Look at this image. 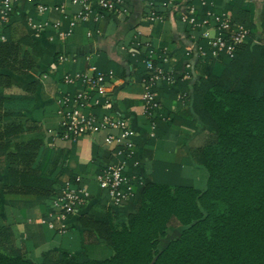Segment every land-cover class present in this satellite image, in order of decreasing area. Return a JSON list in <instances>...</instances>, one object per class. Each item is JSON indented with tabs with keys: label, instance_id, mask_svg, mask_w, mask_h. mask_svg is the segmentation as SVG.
Listing matches in <instances>:
<instances>
[{
	"label": "crops",
	"instance_id": "crops-1",
	"mask_svg": "<svg viewBox=\"0 0 264 264\" xmlns=\"http://www.w3.org/2000/svg\"><path fill=\"white\" fill-rule=\"evenodd\" d=\"M111 1H121L122 11L103 14L94 10L87 19L77 20L83 5L74 0H44L48 8L43 12L39 11L37 1L11 0L10 17L0 26V34L4 35L0 39V82L7 84H2L0 91L8 104L0 110V127L17 129L0 139L1 242L5 249H21L37 262L63 252L89 253L94 257L111 255L112 246L91 221L116 213L117 208L120 213L113 218L117 224H123L125 212L131 208L129 203H110L107 192L98 184L102 168L116 160L106 138L119 131L104 129L78 139L63 135L61 100L65 94L83 88L81 81L66 83L67 74H92L93 66L114 71V79L107 84L108 93L101 97L102 105L108 106L100 111L95 107L85 111L93 110L100 116L111 112L126 119L137 132L139 165L135 167L129 162V169L162 183L188 182L201 190L206 185V171L192 152L204 144L210 131L196 115L189 119L185 112L192 111L190 95L200 77L196 70L200 60L198 46L206 40V34L215 35L214 22L194 28L185 21L182 16L192 6L191 0ZM216 1L221 10L236 2L249 8L248 22L255 36L251 49L264 41V0ZM91 4L96 7L94 1ZM3 7L0 0V19ZM233 9L223 12L231 14ZM152 15L160 19H152ZM31 21L43 25L38 35ZM148 44L166 59L162 63L164 69L175 71L174 81L159 80L154 86L160 103L155 112L158 117L151 118L154 128L143 99ZM187 62L192 66L190 72ZM29 142L42 143L39 166H33L30 173L38 178L37 182L32 191L5 192L6 185L14 182L7 153ZM18 168L21 175L23 169ZM78 177V184L90 193L89 200L63 227L56 218L59 207L55 199L64 183ZM15 179L21 180V176ZM50 219L54 220V227L48 223Z\"/></svg>",
	"mask_w": 264,
	"mask_h": 264
},
{
	"label": "trees",
	"instance_id": "trees-1",
	"mask_svg": "<svg viewBox=\"0 0 264 264\" xmlns=\"http://www.w3.org/2000/svg\"><path fill=\"white\" fill-rule=\"evenodd\" d=\"M189 4L199 9L200 18L210 9L221 13L234 8L233 21L250 29L233 57L214 56L207 40L201 41L207 53L196 65L200 77L190 95L192 111L185 115L189 119L196 115L210 131L192 152L206 171L205 188L148 180L130 168L139 176L138 188L123 224L113 218L120 213L117 208L116 213L91 221L112 246L111 255L63 252L37 262L21 249L3 247L0 217V264H264V41L251 49L255 36L248 22L250 9L241 2L222 10L216 0ZM163 58L156 62L164 63ZM5 98L0 91V110L8 105ZM8 128L15 131L0 127V139L17 132L15 126ZM41 146L29 142L7 151L14 182L5 192L33 190L38 178L30 173ZM18 175L21 180L15 179Z\"/></svg>",
	"mask_w": 264,
	"mask_h": 264
},
{
	"label": "built area",
	"instance_id": "built-area-1",
	"mask_svg": "<svg viewBox=\"0 0 264 264\" xmlns=\"http://www.w3.org/2000/svg\"><path fill=\"white\" fill-rule=\"evenodd\" d=\"M39 3L38 9L43 12L48 7L43 4L44 0H29ZM83 5V10L77 15V20H84L90 17L94 10L97 13H119L122 11L121 1L111 0H74ZM92 1L96 7L93 8ZM11 0H2L3 16L0 19V26L5 23L12 12ZM205 4V2H203ZM195 6H189L182 18L190 23L192 27L207 26L210 21L214 22L216 33L212 37L208 34L205 38L208 45L212 49L214 56L227 54L231 57L235 56L237 46L242 44L250 34V29L243 23L235 22L230 13H217L208 10L206 16L199 18L197 16ZM152 19H160L159 16L152 15ZM35 31L40 33L43 25L31 21ZM4 35L0 34V39ZM150 44H148V47ZM149 53L144 59L145 73L143 76L145 109L148 117H154L155 112L159 109L160 103L156 99L154 86L159 80L172 82L175 80V71L166 70L161 63H157L156 59L161 58L154 50L149 47ZM200 55H205L202 45L198 46ZM63 58V57H61ZM166 59L163 58V62ZM191 63L187 62V71L191 70ZM93 73H72L64 77L66 83L81 81L83 88L78 89L75 93H67L61 100L60 115L62 119L63 135L69 139H78L81 136L92 134L104 129H117L119 134L109 133L106 138V145L112 151L116 160L110 164H106L98 175L99 187L107 192L110 203L115 205H123L130 203L137 194L139 176L136 172H130L128 168L129 160L136 158V142L137 132L132 128L128 121L122 117L116 116L109 112L102 116L97 115L93 110L86 112L89 107H106L108 103L102 105L101 97L108 93L107 84L115 77L114 71H101L95 66L92 67ZM152 127H155V121L152 120ZM133 165L137 167L139 160L136 158ZM80 178L76 181H67L64 183L61 194L55 199V204L59 207L56 218H59L64 227V222L74 215L79 208L87 203L90 193L86 187L78 184ZM50 226L56 224L53 219L47 220Z\"/></svg>",
	"mask_w": 264,
	"mask_h": 264
},
{
	"label": "rangeland",
	"instance_id": "rangeland-1",
	"mask_svg": "<svg viewBox=\"0 0 264 264\" xmlns=\"http://www.w3.org/2000/svg\"><path fill=\"white\" fill-rule=\"evenodd\" d=\"M163 240H165V239H163Z\"/></svg>",
	"mask_w": 264,
	"mask_h": 264
}]
</instances>
